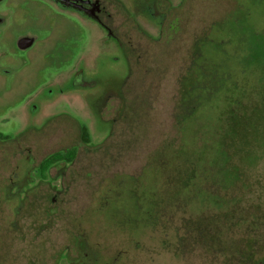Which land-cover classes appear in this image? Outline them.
Listing matches in <instances>:
<instances>
[{
  "label": "rangeland",
  "instance_id": "obj_1",
  "mask_svg": "<svg viewBox=\"0 0 264 264\" xmlns=\"http://www.w3.org/2000/svg\"><path fill=\"white\" fill-rule=\"evenodd\" d=\"M189 2L185 43L181 35L171 45H167L165 34L156 35L155 39L142 38L131 31V19L119 18V36L134 48L135 58L131 61L130 77L121 88L119 123L107 130L106 142L93 141L88 147L89 176L78 178L73 188L58 195L54 205H50V199L55 193L44 190L40 225L33 222L36 210H27L26 237L23 233L26 255L17 264H93L97 256L98 264H264V114L257 124L262 139L243 135L246 125L260 121V113L251 108L258 107L259 99H264V57L247 65L241 64L238 57L226 63L235 81L245 86L246 96L251 95L243 99L236 93L229 99L243 101L237 119L234 114H225L222 121L218 120L233 108L228 109L222 101L216 105V97L201 98L199 103L198 99L188 98L186 107L182 106L184 82L180 81L198 37L205 36L213 24L241 19L244 27L264 33V1ZM16 3L11 2L10 15L3 12L5 5H0L8 28L4 32L0 28V52L7 53L0 54V75L4 77L3 84L0 82V114L8 104L11 108L6 119L11 122L17 117L22 100H29L39 88L46 95L49 85L62 79L70 65L81 55L96 57L103 43L97 27L59 14L43 2L27 1L24 10L18 6L14 12V6L19 5ZM172 16L179 17L180 8H173ZM26 34L37 40L29 51L21 53L16 43ZM230 52L235 54L228 49ZM211 58L223 59L222 55ZM5 66L14 75L11 90L5 87L6 78H11L4 74ZM119 70L120 76L125 67ZM192 87L188 82L187 88ZM75 103L76 99H56L50 107L47 105L45 114L67 112L82 120L75 113ZM263 104L259 105V112L264 113ZM192 111L195 114L191 118ZM54 121L58 118L43 130L44 156L62 147L60 139L65 138L68 144L79 137V131L72 128L64 135L55 128ZM211 127L218 136L210 142L219 146L226 140L232 145L227 147L231 156L227 167L236 170L240 179L228 189L203 183L199 191L191 189L189 194L186 190L184 195H176L171 170L179 175L195 169L192 161L174 157L184 139V128L199 129L196 135L207 143L205 128ZM252 133L249 130L248 134L255 136ZM186 143L182 142L185 146ZM216 153L211 151L206 156L208 162H215L210 167L215 176L222 169ZM246 153H251L249 158H245ZM151 173H155V180ZM156 199L158 205L152 202ZM11 223L14 232L18 221ZM0 240L2 245H9L10 238ZM19 248V241H12L13 253ZM251 251L253 257H249ZM67 253L73 261L65 259ZM0 260H4L2 256Z\"/></svg>",
  "mask_w": 264,
  "mask_h": 264
},
{
  "label": "flooded vegetation",
  "instance_id": "obj_2",
  "mask_svg": "<svg viewBox=\"0 0 264 264\" xmlns=\"http://www.w3.org/2000/svg\"><path fill=\"white\" fill-rule=\"evenodd\" d=\"M13 1L19 4L14 6V12L18 6L21 11L24 10L27 1H39L59 14L75 18L86 26H95L101 31L103 43L96 57L81 55L70 65L62 79L49 85L51 87L46 95L43 88H39L29 100H22L17 117L12 122L6 119L11 107L8 104L3 107V113L0 114V238H10V241L8 246H4L0 240V257L4 259L0 260V264L21 263L26 255L23 233L26 237L27 210H36L33 222L40 225L43 220L41 207L44 190L55 193L50 199V205H54L58 195L67 188H73L78 178L89 176L91 159L86 154L88 147L93 141L97 144L106 142L109 139L107 130L114 123H119V97H123L121 88L130 77L131 61L135 59L132 57L134 48L131 49L119 36V18L131 19V31L137 32L142 38L155 39L156 35L159 37L165 34L167 45H171L175 37L181 35L185 37V43L188 32L186 11L190 4L189 0H0V5H5L3 12L9 15L12 13ZM175 7L180 8L179 17L172 16ZM241 7L245 11V6ZM3 12L0 11V28L4 32L8 28L6 14ZM240 21L235 19L213 24L205 36L198 37L190 64L180 76V81L184 82L182 106L186 107L188 98L198 99L199 102L201 98L217 95L224 83L236 82L226 65L232 57H238L241 64L250 63V29ZM223 34L228 36L224 37ZM255 36L258 45L264 46V33L255 32ZM36 40L34 36L26 34L18 38L16 46L21 53L27 52ZM228 49L234 50L235 54L228 53ZM0 54L7 56L5 51ZM217 55H222L223 59L216 61L211 58ZM120 67H125V72L119 76ZM2 68H5L4 74L11 76L5 80V87L11 90L15 83L14 75H11L12 71L7 66ZM0 82H4L2 75ZM188 82L194 86L190 90L187 88ZM60 98L76 99L75 113L82 120L67 112L45 114L47 105L50 107ZM57 118L58 121H54L56 129H61L64 135H68L69 128L77 129L79 137L70 138L68 144L64 142L65 138L60 139L62 147L44 156L43 130L50 121ZM171 172L174 174L171 181L178 192L176 195L183 194L182 185L187 182L188 173L185 171L178 175L175 169ZM151 175V179L155 180V173ZM173 198L176 199V196ZM12 220L18 221V226L16 223L14 225L17 227L14 232L11 229ZM12 241L20 243L19 250H14V253ZM250 254L249 257L254 256L252 251ZM65 256L66 260L73 261L70 254ZM98 261L97 256L93 264H98ZM80 264L88 263L85 261Z\"/></svg>",
  "mask_w": 264,
  "mask_h": 264
},
{
  "label": "trees",
  "instance_id": "obj_3",
  "mask_svg": "<svg viewBox=\"0 0 264 264\" xmlns=\"http://www.w3.org/2000/svg\"><path fill=\"white\" fill-rule=\"evenodd\" d=\"M234 26H235V33H236L235 35L237 38V35H238L237 29H236L237 25L235 24ZM249 33L251 34L250 36H251V43H252V48H251L252 59L250 61V63H251L252 61H255L257 59V57H259V56L261 58L264 57V46L258 45V39L255 36V33L251 29L249 30ZM236 48L238 50V47H236ZM236 93L238 95H241L243 97V99L251 98V95L246 96L247 91H246L245 86L242 84H239L238 82L224 83L220 87L219 93L216 96L211 97V99H214L216 97V99H217V101L215 102L216 105H218L222 101V103L225 104L226 105L225 107H228V109L233 108L231 110H226V112L223 113V115H221L220 119H218V120L222 121L225 114H234L236 119L238 118L237 116L240 112L238 108L243 101L238 102V101H230L229 100V99H233L232 97H234V95ZM226 99H227V102H226ZM207 100H208V98H207ZM259 102H260V104L264 103V99H261V100L259 99V101L257 102L258 107L255 106V107H252L251 109H253V111L255 113H260V115H257V117L260 119L264 113L259 112V109H260ZM229 103H231V104H229ZM216 105H215V107H216ZM193 114H195V111H192V115L190 116L191 118H192ZM260 122H261V119H260V121H257V120L254 121V123H252L251 125H246V131L243 132L244 137L247 135L250 138H256V136H259V139H262L261 138L262 137L261 131H259L258 126H257V124H259ZM205 129L209 135L207 143L203 142L202 139L200 140V138L196 135V133H198L199 129L184 128V137H183L184 139H182V142L186 140L187 141L186 146L184 144H182V142H181L179 150H177L176 152L174 151L175 152L174 157H177L179 160L187 159L188 161H192L193 163H195V166L193 165V167L195 169L186 170V172L188 173L187 182L184 183L183 185L180 183L182 185V189L184 191H186V190L188 191L187 194H189V191H191V189H196L197 191H199L201 188V185L203 183H215L216 186L219 185L218 187L221 190L228 189V188H231L232 186H234L235 182L240 179V175H238L236 170L233 171L227 167V165H229L228 162L230 161V157H231L230 155H228L227 147L229 149L230 147H232V145L230 143L228 144L226 140H223L222 142H220L219 146H216V144H214L213 142H210V141H212L211 139L216 138L218 136V134L214 133L212 131V129H213L212 127L211 128H205ZM249 130H252L253 131L252 134L255 136H251L250 134H248ZM235 135H236V132H235ZM188 142H189V144H188ZM199 142H202V145L199 146ZM188 150H190V151H188ZM211 151L217 152L216 155H217L218 159H220V161H221L222 169L219 170L218 173H216L217 176H215V173H213V170H211V168H210L211 165H215L214 164L215 162H211V161L208 162L209 158L206 157L207 154ZM250 154L251 153H249V155H248L246 153L245 155H247V156L244 155L245 158L246 157L249 158ZM198 164H199V166H201V169L199 168ZM216 177L217 178L219 177V179H217ZM176 180H177V177H176ZM180 180L182 181V179H180ZM208 180H209V182H207ZM157 200L158 199H156L155 201H152V202H155V204H157L156 203ZM158 204H159V202H158Z\"/></svg>",
  "mask_w": 264,
  "mask_h": 264
}]
</instances>
